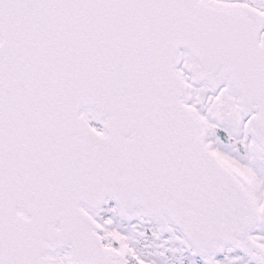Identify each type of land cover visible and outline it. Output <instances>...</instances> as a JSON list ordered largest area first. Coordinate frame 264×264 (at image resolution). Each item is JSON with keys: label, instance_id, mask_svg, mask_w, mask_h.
I'll return each instance as SVG.
<instances>
[{"label": "snow or ice", "instance_id": "snow-or-ice-1", "mask_svg": "<svg viewBox=\"0 0 264 264\" xmlns=\"http://www.w3.org/2000/svg\"><path fill=\"white\" fill-rule=\"evenodd\" d=\"M0 264H264V0H0Z\"/></svg>", "mask_w": 264, "mask_h": 264}]
</instances>
